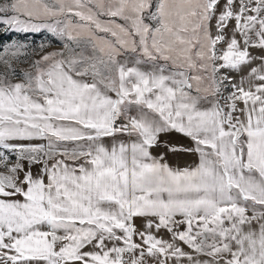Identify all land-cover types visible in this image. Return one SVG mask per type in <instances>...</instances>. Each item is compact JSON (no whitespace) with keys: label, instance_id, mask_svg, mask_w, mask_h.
<instances>
[{"label":"snow or ice","instance_id":"obj_1","mask_svg":"<svg viewBox=\"0 0 264 264\" xmlns=\"http://www.w3.org/2000/svg\"><path fill=\"white\" fill-rule=\"evenodd\" d=\"M0 34V264H264V0H0Z\"/></svg>","mask_w":264,"mask_h":264},{"label":"rangeland","instance_id":"obj_2","mask_svg":"<svg viewBox=\"0 0 264 264\" xmlns=\"http://www.w3.org/2000/svg\"><path fill=\"white\" fill-rule=\"evenodd\" d=\"M10 37V34H0V42H4L7 41ZM11 38H18L17 35H11ZM33 41H39L41 39L40 36L38 35H34L32 37H30Z\"/></svg>","mask_w":264,"mask_h":264}]
</instances>
